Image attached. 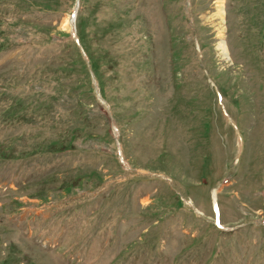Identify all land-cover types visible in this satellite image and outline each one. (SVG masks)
<instances>
[{"label":"rangeland","instance_id":"1","mask_svg":"<svg viewBox=\"0 0 264 264\" xmlns=\"http://www.w3.org/2000/svg\"><path fill=\"white\" fill-rule=\"evenodd\" d=\"M0 264H264V0H0Z\"/></svg>","mask_w":264,"mask_h":264},{"label":"bare ground","instance_id":"2","mask_svg":"<svg viewBox=\"0 0 264 264\" xmlns=\"http://www.w3.org/2000/svg\"><path fill=\"white\" fill-rule=\"evenodd\" d=\"M72 21H74V17L71 19V22H72ZM213 196H214V199H216V198H215V197H216V193H214Z\"/></svg>","mask_w":264,"mask_h":264}]
</instances>
